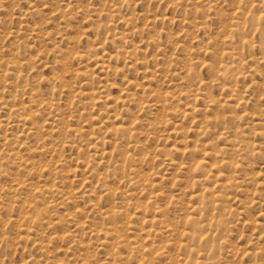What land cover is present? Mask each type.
I'll list each match as a JSON object with an SVG mask.
<instances>
[{
  "label": "rangeland",
  "instance_id": "rangeland-1",
  "mask_svg": "<svg viewBox=\"0 0 264 264\" xmlns=\"http://www.w3.org/2000/svg\"><path fill=\"white\" fill-rule=\"evenodd\" d=\"M0 264H264V0H0Z\"/></svg>",
  "mask_w": 264,
  "mask_h": 264
}]
</instances>
